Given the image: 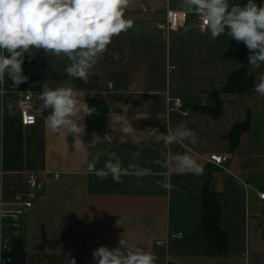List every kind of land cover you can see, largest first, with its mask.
I'll list each match as a JSON object with an SVG mask.
<instances>
[{"label":"crops","instance_id":"1","mask_svg":"<svg viewBox=\"0 0 264 264\" xmlns=\"http://www.w3.org/2000/svg\"><path fill=\"white\" fill-rule=\"evenodd\" d=\"M168 10L186 12L187 19L165 39L156 26ZM124 17L132 27L113 37L87 83L67 75V57L41 49L25 54L27 82L15 89L5 75L0 84V183L8 196L19 192L33 201L21 217L18 236L8 224L7 238L12 243L20 238L25 264H95V249L115 248L122 238L151 252L155 264H264V98L255 92L222 91L249 50L227 33L210 40L181 0H131ZM260 72L264 65L254 72L255 84ZM44 82L53 89L72 87L87 103L97 99L105 107L102 129L91 128L89 116L83 121L85 147L79 151L72 135L58 136L48 127L50 110L37 95ZM215 91L222 102L219 117L196 108L211 103ZM27 93L33 95L37 122L25 126L18 103ZM169 96L180 98L190 113L171 112ZM247 120L248 128L233 144L234 126ZM178 125L196 134L194 145L186 140L165 146L151 132L166 134L167 127ZM185 145L195 154L201 174H172L176 187L165 189L164 165L170 156L185 153ZM98 152L97 169L108 159L107 152H115L123 167L134 163L153 174L123 176L120 184L111 175L99 179L85 174ZM212 154L228 157L224 168L207 161ZM31 173L43 184L34 197L27 185ZM205 187L215 195L226 237V250L219 254L211 252L205 228ZM172 232L183 237L170 238Z\"/></svg>","mask_w":264,"mask_h":264},{"label":"clouds","instance_id":"2","mask_svg":"<svg viewBox=\"0 0 264 264\" xmlns=\"http://www.w3.org/2000/svg\"><path fill=\"white\" fill-rule=\"evenodd\" d=\"M130 3L131 0H0V84L5 82V75L15 89L27 82L22 68L25 54L32 55L34 50L41 49L67 57L70 61L67 75L87 83L91 69L113 37L132 27V20L124 17ZM181 7L201 18L210 40L227 33L236 42L244 43L249 50L246 75L257 72L264 65V4L257 5L254 0H247L243 5L230 4L229 0H181ZM253 91L264 98V72L259 73ZM37 95L50 110L47 117L50 130L58 136L72 135L75 151L85 147L80 139L85 133L83 121L97 114L96 107H90L72 87L53 89L44 82L43 91ZM151 132L165 146L183 144L186 140L194 145L197 141L191 129L179 125L175 129L167 127L166 134L156 129ZM101 155L98 152L92 157L85 174H94L99 179L111 175L118 184L123 183V176L153 174L151 168H141L134 163L123 167L115 152H107L108 159L97 169ZM164 166L168 171L161 186L168 190L176 187L170 182L172 174L191 172L198 175L202 171L191 148L183 154L170 156ZM118 245L111 249L101 245L95 249L92 252L95 264H155L157 260L151 252L130 244L125 238L120 239Z\"/></svg>","mask_w":264,"mask_h":264},{"label":"built area","instance_id":"3","mask_svg":"<svg viewBox=\"0 0 264 264\" xmlns=\"http://www.w3.org/2000/svg\"><path fill=\"white\" fill-rule=\"evenodd\" d=\"M198 19V26L201 30H206L200 17ZM187 13L177 10H168L164 21L156 26V30L163 38L168 39L171 33L183 25H185ZM175 67L171 66L169 69L173 70ZM112 85V84H111ZM168 108L172 112H177L181 115H188L190 110L185 108L183 101L180 98L168 97ZM19 109L22 119V124L25 126L34 125L37 122V115L33 104V95L27 93L19 100ZM228 160L227 156L212 154L207 161L218 167L224 168V163ZM55 178H59L60 174H54ZM27 185L30 190L29 196L34 197L43 188L41 178L38 174L31 173L28 175ZM7 193L3 183H0V264H9L11 261L10 253L13 250L12 242L7 238L8 224L12 229L13 236H18V229H20L24 222L21 217L25 214L26 210L33 206V201L27 198L23 193H12L10 196ZM260 198L264 199V193H260ZM182 232H172L170 238H181Z\"/></svg>","mask_w":264,"mask_h":264},{"label":"trees","instance_id":"4","mask_svg":"<svg viewBox=\"0 0 264 264\" xmlns=\"http://www.w3.org/2000/svg\"><path fill=\"white\" fill-rule=\"evenodd\" d=\"M248 52L243 53V66L233 72L223 87L224 92H254L253 88L254 73L251 75H246L248 69ZM220 91H215L212 93V102L206 105L197 106L198 110L208 112L214 117H219L222 113V102L219 99ZM89 106H95L97 109V114L89 116L88 122L91 128L102 129L104 127V109L105 107L97 99H90ZM249 126V121L243 123H238L234 126L231 132V140L233 144H236L237 139L241 132L247 129ZM204 199V223L205 228L209 237L211 252H216L217 254L222 253L226 250V237L225 233L220 228V209L217 204L215 195L210 193L205 187L203 191ZM13 244V250L10 253L11 261L9 264H25V253L21 244L20 238H17Z\"/></svg>","mask_w":264,"mask_h":264}]
</instances>
